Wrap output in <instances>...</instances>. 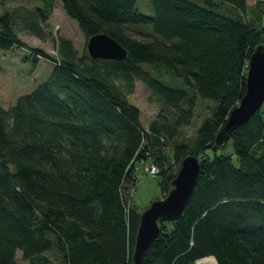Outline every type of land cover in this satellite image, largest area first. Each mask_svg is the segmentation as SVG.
Instances as JSON below:
<instances>
[{
	"label": "trees",
	"instance_id": "trees-1",
	"mask_svg": "<svg viewBox=\"0 0 264 264\" xmlns=\"http://www.w3.org/2000/svg\"><path fill=\"white\" fill-rule=\"evenodd\" d=\"M203 1L151 0L150 15L137 0H62L86 44L79 53L60 35L56 55L16 29L21 20L19 28L44 37L55 0H42L34 15L20 8L0 14V48L53 62L35 89L8 107L0 103V264H19L17 249L29 264H54L50 250L64 264H196L209 255L217 264H264V104L216 141L245 93L249 56L264 43V0ZM222 4L236 15L220 11ZM97 32L117 39L126 57H91L87 40ZM160 65L191 91L163 82L153 70ZM135 79L173 115L160 112L146 128L120 84L130 90ZM197 97L213 100L212 111L193 143L177 141ZM229 140L232 150L219 153ZM190 153L201 166L194 191L179 217L159 221L158 236L134 262L137 161L159 167L164 197Z\"/></svg>",
	"mask_w": 264,
	"mask_h": 264
},
{
	"label": "rangeland",
	"instance_id": "rangeland-1",
	"mask_svg": "<svg viewBox=\"0 0 264 264\" xmlns=\"http://www.w3.org/2000/svg\"><path fill=\"white\" fill-rule=\"evenodd\" d=\"M204 2L203 0H197ZM249 5H252L256 0H247ZM42 0H0V14L10 11L14 8H20L21 14H35V8L42 6ZM136 7L147 14H154V9L151 0H137ZM220 11L229 15H236V10L227 4H222L218 8ZM21 20L16 23V29L21 39L25 40L31 46L43 47L50 54L56 55V39L63 35L70 37L81 53L85 49L86 38L81 30L78 21L69 16L64 7L62 0H55L54 11L49 19L43 23L45 36L39 37L31 33L28 29L19 28ZM147 26H151L150 24ZM152 27V26H151ZM27 51L21 47H14L12 49L0 48V103L8 107L16 98L35 89L42 83L51 73L53 62L47 58H41L36 63L32 59L25 58ZM159 75L163 82L171 84L179 88H186L191 91L190 86L175 73L169 71L164 65L153 69ZM122 82V80H117ZM133 86L128 90L127 85L122 82L121 87L127 94V99L136 104L141 110V119L146 128L149 127L150 122L163 112L166 116H172V109L165 106V104L148 88L142 81L135 79ZM196 106L192 120L188 124L181 125L178 133L175 136L177 141H188L193 143L197 134V128L201 120L211 113L214 101L209 98L197 97ZM264 107V105H263ZM173 147L172 142L166 146L167 149ZM208 155L214 154L212 147L206 148ZM232 150V140H229L224 147H219V153H228ZM136 173L144 169L145 165L137 161ZM143 171H141L142 173ZM137 175V174H136ZM135 188L131 194L132 204L138 209L143 210L152 200L162 197V189L160 181L162 175L137 177ZM54 260V264H64L61 260L59 252H46ZM17 260L19 264H29L27 260L22 258L21 249H17ZM212 260L216 262L211 255L203 257L204 260ZM217 264V262H216ZM219 264V263H218Z\"/></svg>",
	"mask_w": 264,
	"mask_h": 264
},
{
	"label": "water",
	"instance_id": "water-1",
	"mask_svg": "<svg viewBox=\"0 0 264 264\" xmlns=\"http://www.w3.org/2000/svg\"><path fill=\"white\" fill-rule=\"evenodd\" d=\"M87 50L93 58L123 59L127 49L117 39L106 32H97L87 40ZM264 103V43L258 44L249 56L246 74V90L239 103L227 117L217 134L216 141L222 143L229 137L228 132L235 126L244 124ZM223 132V136H222ZM200 159L196 154L184 156L172 187L165 197L152 200L141 212L133 261L139 262L145 250L160 232L159 221L180 216L185 204L196 186L200 173Z\"/></svg>",
	"mask_w": 264,
	"mask_h": 264
},
{
	"label": "built area",
	"instance_id": "built-area-1",
	"mask_svg": "<svg viewBox=\"0 0 264 264\" xmlns=\"http://www.w3.org/2000/svg\"><path fill=\"white\" fill-rule=\"evenodd\" d=\"M160 169L159 167L154 164V163H150V162H147L145 163V167L143 169V172L139 174V176H145V175H148V176H155L159 173ZM199 260H197V264H199Z\"/></svg>",
	"mask_w": 264,
	"mask_h": 264
},
{
	"label": "bare ground",
	"instance_id": "bare-ground-1",
	"mask_svg": "<svg viewBox=\"0 0 264 264\" xmlns=\"http://www.w3.org/2000/svg\"><path fill=\"white\" fill-rule=\"evenodd\" d=\"M199 264H216V262H213L212 260H210V258L208 260H204L203 258H201Z\"/></svg>",
	"mask_w": 264,
	"mask_h": 264
},
{
	"label": "crops",
	"instance_id": "crops-1",
	"mask_svg": "<svg viewBox=\"0 0 264 264\" xmlns=\"http://www.w3.org/2000/svg\"><path fill=\"white\" fill-rule=\"evenodd\" d=\"M25 41V40H24Z\"/></svg>",
	"mask_w": 264,
	"mask_h": 264
}]
</instances>
